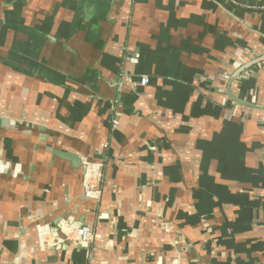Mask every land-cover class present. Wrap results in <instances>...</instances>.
Segmentation results:
<instances>
[{
    "label": "crops",
    "instance_id": "1",
    "mask_svg": "<svg viewBox=\"0 0 264 264\" xmlns=\"http://www.w3.org/2000/svg\"><path fill=\"white\" fill-rule=\"evenodd\" d=\"M261 106L264 0H0V264H264Z\"/></svg>",
    "mask_w": 264,
    "mask_h": 264
},
{
    "label": "built area",
    "instance_id": "2",
    "mask_svg": "<svg viewBox=\"0 0 264 264\" xmlns=\"http://www.w3.org/2000/svg\"><path fill=\"white\" fill-rule=\"evenodd\" d=\"M225 79L228 80L230 78L229 74H225ZM141 83L146 85L149 82V77L147 75L141 76ZM97 166L95 164H89L87 170L84 172V196L92 199H99L101 196V187L99 182L97 181L96 176L98 175ZM51 243L48 246L51 249H55L58 244H62L67 240H70L72 243L79 245L90 244L94 240V231L93 228L87 224L82 226L79 231L75 233H67L65 235L51 238Z\"/></svg>",
    "mask_w": 264,
    "mask_h": 264
},
{
    "label": "water",
    "instance_id": "3",
    "mask_svg": "<svg viewBox=\"0 0 264 264\" xmlns=\"http://www.w3.org/2000/svg\"><path fill=\"white\" fill-rule=\"evenodd\" d=\"M247 66L241 68L239 70V72H237V74H239L242 70H244ZM237 74H232L230 76V78L228 79V83H231L234 78L237 76ZM236 101L242 103V104H247V105H251V106H256L253 103H249V102H244L242 100H237L236 98H234ZM264 107V106H261ZM55 155L68 160L71 162V165L75 168L78 167H82L83 172H85L88 168V165L90 164V161H86L83 160L78 154L76 153H71V152H66V151H61V150H54L53 152ZM87 225V222L85 220H74L71 221L69 224L68 223H64V220L58 219L55 222H52L51 224H48L47 227V232L48 234L52 237V238H56L62 235H65L67 233V231H69V233H75L77 231H79V229L84 226ZM71 244L70 240H67L66 242L62 243V244H58L55 249L53 250L55 253H58L62 250H66ZM55 256H52L49 258V260H53L55 259Z\"/></svg>",
    "mask_w": 264,
    "mask_h": 264
}]
</instances>
